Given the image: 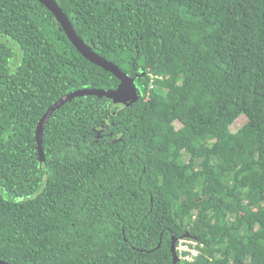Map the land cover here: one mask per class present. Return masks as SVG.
I'll return each instance as SVG.
<instances>
[{"label":"trees","instance_id":"trees-1","mask_svg":"<svg viewBox=\"0 0 264 264\" xmlns=\"http://www.w3.org/2000/svg\"><path fill=\"white\" fill-rule=\"evenodd\" d=\"M55 1L137 97L43 124L121 80L39 0H0V260L264 264V0ZM185 236L200 254L175 261Z\"/></svg>","mask_w":264,"mask_h":264},{"label":"water","instance_id":"water-1","mask_svg":"<svg viewBox=\"0 0 264 264\" xmlns=\"http://www.w3.org/2000/svg\"><path fill=\"white\" fill-rule=\"evenodd\" d=\"M44 4L56 17L58 22L61 24L66 35L75 46V48L82 54L87 60L93 62L94 64L104 68L105 70L113 73L117 76L121 83L115 90H104V89H83L72 92L61 99H59L42 117V123L46 124L53 113L59 109L66 102H69L77 97L85 95H95L99 97H107L113 100L115 104H123L130 106L137 97V88L134 83V78H129L126 74L122 72L114 63L108 61L107 59L101 57L96 52H94L76 33L72 27L67 15L56 3L55 0H39ZM36 139L38 144L39 158L43 166H45L44 157V147H43V126L39 124L36 131ZM176 242L173 243L172 250L174 255V260H178V256L175 249ZM0 264H10L4 260H0Z\"/></svg>","mask_w":264,"mask_h":264},{"label":"built area","instance_id":"built-area-1","mask_svg":"<svg viewBox=\"0 0 264 264\" xmlns=\"http://www.w3.org/2000/svg\"><path fill=\"white\" fill-rule=\"evenodd\" d=\"M197 245L198 243L196 240L186 237L178 240L177 244L175 245V249L180 258L191 262L200 254V250L198 249Z\"/></svg>","mask_w":264,"mask_h":264},{"label":"rangeland","instance_id":"rangeland-1","mask_svg":"<svg viewBox=\"0 0 264 264\" xmlns=\"http://www.w3.org/2000/svg\"><path fill=\"white\" fill-rule=\"evenodd\" d=\"M191 36H193V34H191ZM242 123H243V121L241 119H237V121L234 123L232 129L233 130L237 129ZM219 150H220V146L218 144H216L213 146L211 154L216 155L219 152ZM183 238H186V237H183ZM176 253H177V251H176ZM177 256H178V254H177Z\"/></svg>","mask_w":264,"mask_h":264}]
</instances>
